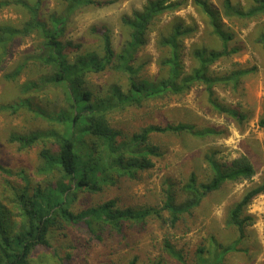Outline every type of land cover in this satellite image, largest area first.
<instances>
[{"label":"rangeland","instance_id":"rangeland-1","mask_svg":"<svg viewBox=\"0 0 264 264\" xmlns=\"http://www.w3.org/2000/svg\"><path fill=\"white\" fill-rule=\"evenodd\" d=\"M35 4L38 0H26ZM148 0H97V5L76 12L70 19L64 36L60 39L65 45L71 42L79 46L67 49L70 61L78 54L96 52L103 55V39L107 30L112 35L114 49L120 53L123 45L134 37L135 32L122 24L124 16L140 11ZM179 8L159 16L148 32L145 45L130 51L125 57V65L113 64L106 71L91 74L87 78L88 87L95 91H105L112 85L127 86L126 69L145 62L140 77L156 80L164 75L160 63L167 50L159 45L161 36L171 32L174 22L181 20L192 27L191 35L183 39V65L189 73L196 62L192 56L194 49L216 50L220 48L218 39L212 33L207 19L194 5L193 0H173ZM223 15L228 30L234 34L229 44L230 55L211 67L213 74H228L236 70H249L241 83L231 86H217L215 94L218 102L235 108L247 116L243 123L215 111L208 103L202 86H195L181 96L146 101L139 108H130L109 117L113 128L132 137L151 125L188 123L197 128H211L219 132L217 136L199 139L187 134H159L151 137V142L160 147L163 156L154 158L152 169L140 172L136 179L120 178L112 187L80 194L73 210L81 212L114 200L119 208L142 209L162 207L169 186L177 203L187 199L183 187L191 173L199 182L210 180V171L204 162L206 151L214 149L219 153L221 163L231 164L240 157H247L256 169L250 180L228 182L216 193L210 194L190 214L182 216L176 227H171L157 219H150L140 225L126 224L122 235L108 227L101 232V240H92L84 230L71 226H58L51 230V247H38L33 259L44 264H129L135 257L137 264H179L165 252L169 241L184 254L187 264H195L197 253L204 250L203 257H209L214 241L228 246L239 239L235 228L228 225V215L232 207L253 188L264 183V48L258 41L264 28V14L253 19L240 20L224 17V3L227 0H208ZM232 4L249 8L253 0H229ZM62 0H42L40 15L47 20L53 14H62ZM30 19L29 13L20 6L0 10V25L20 27ZM40 39L37 35L16 39L11 47V55L0 70V105L11 104L21 98L22 84L50 75L49 68L32 64L17 80H8L5 75L12 73L26 56L39 53ZM63 52H57L61 55ZM133 59V60H132ZM36 104L47 109L64 106L62 88L51 84L29 95ZM43 119L28 112L16 115L0 113V161L5 168L15 174L10 178L14 186L22 185L17 174L23 173L31 179L33 187L55 184L59 173L41 176L37 169L41 164L40 152L48 148L58 152L52 141H44L30 149H22L9 138L12 133L28 134L51 129ZM13 192L0 173V204L6 206L11 217V226H19L21 218L17 208L11 204ZM245 215L254 218V223L245 230L246 237L238 245L239 251L227 255L222 264H264V193L255 197L246 207ZM165 213V217L168 218ZM101 231V230H100ZM69 255V256H68Z\"/></svg>","mask_w":264,"mask_h":264},{"label":"trees","instance_id":"trees-1","mask_svg":"<svg viewBox=\"0 0 264 264\" xmlns=\"http://www.w3.org/2000/svg\"><path fill=\"white\" fill-rule=\"evenodd\" d=\"M62 1V14H53L43 20L40 15L42 0L33 5L26 0H0V10L14 5L25 9L30 15V19L20 27L0 25V70L11 55V47L16 39L35 34L41 41L39 53L26 56L5 77L15 81L32 64H40L51 71L50 75L40 78L39 83L29 81L22 84L21 98L11 104L0 105V113L16 115L25 111L48 122L52 128L28 134L12 133L9 140L22 149L52 141L58 146V152L52 153L50 149L43 148L39 154L41 164L37 173L50 176L57 172L60 175L55 184L33 187L31 179L19 173L17 175L23 184L16 187L10 181L15 174L0 161V173L13 192L11 204L17 208L21 218L19 226H11L10 213L6 206L0 204V264H44L34 260L33 255L38 247H51L49 234L58 226L80 228L90 239L98 241L106 227L122 235L126 224L140 225L150 219L176 227L183 215L200 207L210 194L218 192L224 184L250 180L256 174L255 167L247 157H240L229 165L221 163L217 159L219 152L211 149L204 155L210 180L201 183L197 175L191 173L183 187L187 199L182 203H177L169 186L162 207L123 209L114 200H110L81 212L74 211L73 205L80 194L115 186L120 178L134 180L140 172L152 169L153 159L163 156L161 148L151 142L153 135L187 134L204 139L219 134L211 128L200 129L193 124L179 123L151 125L129 138L111 126V115L139 108L149 100L181 96L199 85L204 88L208 103L215 111L243 123L247 116L218 102L215 88H236L250 71L236 70L221 75L212 73L211 67L230 55L229 44L234 34L226 28L222 13L208 0H193L218 39L219 49H194L192 56L196 66L186 73L182 42L192 34L193 28L177 20L171 27V32L161 36L159 40V45L167 50V55L160 63L165 71L164 75L152 81L142 79L140 72L146 64L142 62L126 69L127 86L114 84L105 91L92 90L87 83L89 75L102 73L114 63L117 64L115 66L125 65L126 55L145 45L152 23L165 12L178 9L179 4L173 0H148L140 11L122 18V24L135 34L123 45L120 53L115 51L112 35L107 30L103 39V55L87 52L76 55L70 61L67 49L79 50L80 47L71 42L64 45L60 39L64 36L71 17L82 9L97 5V0ZM262 14L264 0H253V5L249 8L234 5L229 0L224 3V17L228 19L248 20ZM258 36V41L264 48V28ZM63 49H66L64 55L57 53L63 52ZM51 84L62 88L65 103L59 109L47 110L36 104L29 95L32 91H40ZM260 126L264 128V119L260 121ZM263 193L264 183L248 191L230 210L228 225L237 230L239 239L228 246L214 241L209 257L204 258V250L200 249L195 264H222L227 255L239 251L238 245L246 237V228L254 223L252 216L245 215V209L255 197ZM165 213L169 215L168 218ZM165 252L179 264H187L184 254L169 241L165 243ZM129 264H137V259L134 257Z\"/></svg>","mask_w":264,"mask_h":264}]
</instances>
